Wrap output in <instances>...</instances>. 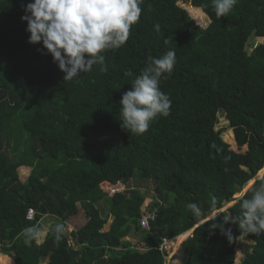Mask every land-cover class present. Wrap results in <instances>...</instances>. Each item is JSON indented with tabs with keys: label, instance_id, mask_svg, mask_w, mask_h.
I'll list each match as a JSON object with an SVG mask.
<instances>
[{
	"label": "trees",
	"instance_id": "obj_1",
	"mask_svg": "<svg viewBox=\"0 0 264 264\" xmlns=\"http://www.w3.org/2000/svg\"><path fill=\"white\" fill-rule=\"evenodd\" d=\"M180 1L204 11L209 24L200 25ZM22 3L0 0V264H165L162 238L180 242L190 229L182 264H236L241 235L253 245L240 264H264V234L224 223L240 215V201L264 180L263 173L236 199L264 169V41L247 49L252 37L264 38V0H239L220 19L212 0H144L126 45L104 53L108 71L93 66L72 81L37 50L41 45L28 42ZM170 49L176 64L160 83L170 115L143 135L129 134L120 126L119 101L132 87L124 71L139 75L149 57ZM220 113L246 151L232 149L216 129ZM21 167L30 168L25 180ZM137 176L141 188L128 189ZM143 182L155 193L146 211ZM189 202L198 204L199 217ZM80 207L86 221L68 234ZM30 208L34 219L26 216ZM154 212L142 228L141 218ZM45 215L56 220L44 240L25 245L22 229L40 228ZM58 223L66 225L60 239L52 232ZM221 228H230L229 236Z\"/></svg>",
	"mask_w": 264,
	"mask_h": 264
},
{
	"label": "clouds",
	"instance_id": "obj_2",
	"mask_svg": "<svg viewBox=\"0 0 264 264\" xmlns=\"http://www.w3.org/2000/svg\"><path fill=\"white\" fill-rule=\"evenodd\" d=\"M144 0H27L22 3L21 22H26L28 42L41 45L37 50L50 55L53 63L65 73L63 80L78 79L98 66L101 73L108 71L104 53L126 45L133 26L140 22ZM239 0H212L218 19L227 17ZM156 31L160 25H154ZM167 43V41H165ZM176 53L166 51L160 57H149L139 75L128 69L124 76L132 78L131 89L119 101L121 128L133 135H143L153 121L170 115L172 101L160 83L174 70ZM195 217L200 207L194 202L186 204ZM240 215L224 217V223L235 224L242 233L264 234V180L252 190L250 198L240 201ZM144 210V209H143ZM146 211V209L144 210ZM31 219V216L27 217ZM219 227V225L217 226ZM66 230L64 223L55 224L52 232L60 239ZM225 231L224 228H221ZM231 229L225 234L229 236ZM40 230L36 225L22 229L24 244L38 242ZM175 240V239H174ZM1 253V252H0ZM3 255V254H2Z\"/></svg>",
	"mask_w": 264,
	"mask_h": 264
},
{
	"label": "rangeland",
	"instance_id": "obj_3",
	"mask_svg": "<svg viewBox=\"0 0 264 264\" xmlns=\"http://www.w3.org/2000/svg\"><path fill=\"white\" fill-rule=\"evenodd\" d=\"M179 4H181V6H185L186 8H189L190 10H192V15L197 19V21L199 22L200 25H202L203 27H206L209 22H210V18L206 15V13L203 12H195V9L192 8L193 6H191V4L189 3H183L182 1L179 2ZM5 14V11L3 9H0V17L4 16ZM264 41V38H255V37H252L248 43H247V49L248 50H251L253 48V46H255L257 43L259 42H262ZM216 129L218 130H222V135H223V138L225 141L229 142L230 143V146L232 149H234L235 151H241V152H244L246 151L247 147L246 145L239 148V146L237 145V141L235 139V134H234V131L232 128H230L229 126V121L226 120L225 118V115L224 113H220L219 115V122L217 124V127ZM30 172V168H24V167H21L20 168V178L22 180H25L28 176ZM264 173V169L260 170L257 174V178H260ZM140 179L138 178V176L136 178H133L129 185L128 186V189L131 188L132 186H138L141 188V184L138 183ZM256 178L252 179L250 183H247V185L245 186V188L239 192L240 195L243 193V192H246L252 185L253 183L255 182ZM142 188L144 190H146V193H147V197L145 199V202L142 206V209H146L149 205V203L151 202L153 196L155 195L154 191H153V183L152 182H149L148 183H145L143 182L142 183ZM240 195L238 196H235L236 199H238L240 197ZM242 196V195H241ZM236 199H234L233 201L227 203L223 209L221 210H227L230 206H232L235 202H236ZM100 208L103 209V211H108L109 210V203L107 200H103L102 202H100L99 204ZM221 210H217V211H214L212 213H210L209 217L208 218H211L213 216H215L217 213L221 212ZM207 218V219H208ZM113 219V216H111L108 220V222L105 224L104 226V230H108L109 229V226H110V223ZM56 220L55 217L53 216H49V215H45L42 220L40 221V236L38 238V242L41 243L46 234L48 233V231L50 230V226L52 225V223ZM86 221V216H85V213H84V210L82 209V207H80V212L79 214H77L76 216L70 218L68 221H67V233L70 234V230L71 229H76V228H79L82 224H84ZM202 223V222H201ZM194 229H190L189 231H186V232H189V234L184 237L182 239V241L179 242V240H177V238H175V240L172 241V243L168 244L167 246V256H166V261H165V264H182V262L180 261V254H181V244L184 242L185 239H187V237L192 233ZM185 233V232H184ZM129 239H131L133 242L137 243L138 244V240H141V237L140 236H137L135 234H131L130 237H128ZM252 245H253V241L246 238L245 235H241L239 238H238V241H237V244H236V264H240V259L249 251H251L252 249ZM138 246H140V244H138ZM176 247V249H175ZM175 249V250H174ZM2 262V261H1ZM46 262H43L42 264H45Z\"/></svg>",
	"mask_w": 264,
	"mask_h": 264
},
{
	"label": "built area",
	"instance_id": "obj_4",
	"mask_svg": "<svg viewBox=\"0 0 264 264\" xmlns=\"http://www.w3.org/2000/svg\"><path fill=\"white\" fill-rule=\"evenodd\" d=\"M35 209L33 208H30L27 212V217L31 216V219H34L35 218ZM156 218V214L155 212L154 213H151V214H147L146 216L142 217L141 220H140V224L142 226V228H149L150 227V220H155ZM171 239L167 238V237H163L162 238V243L159 247V249L161 251H164L166 250L168 244L170 243ZM2 255V253H0V256Z\"/></svg>",
	"mask_w": 264,
	"mask_h": 264
},
{
	"label": "water",
	"instance_id": "obj_5",
	"mask_svg": "<svg viewBox=\"0 0 264 264\" xmlns=\"http://www.w3.org/2000/svg\"><path fill=\"white\" fill-rule=\"evenodd\" d=\"M261 177H262V176H261ZM256 179H258V178H256ZM243 194H244V192H243L241 195H243ZM241 195H240V196H241Z\"/></svg>",
	"mask_w": 264,
	"mask_h": 264
}]
</instances>
